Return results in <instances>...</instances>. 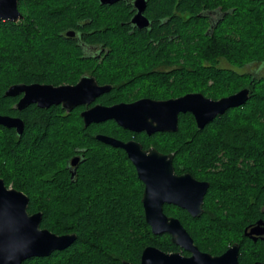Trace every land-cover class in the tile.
Here are the masks:
<instances>
[{
  "label": "trees",
  "instance_id": "16d2710c",
  "mask_svg": "<svg viewBox=\"0 0 264 264\" xmlns=\"http://www.w3.org/2000/svg\"><path fill=\"white\" fill-rule=\"evenodd\" d=\"M82 1L90 0H20L18 9L24 20L0 21V115L17 116L24 123L20 136L14 129L0 126V178L7 188L28 196L29 214L42 213L40 228L76 236L68 249L22 264H139L148 246L165 253L180 252L168 235L151 233L141 204L144 186L135 168L121 149L97 141V134L135 139L143 149L173 153L175 173L189 172L208 181L210 189L200 218H192L175 206H164V213L181 222L203 253L219 256L239 243V264L262 260L263 247L243 238L242 230L247 223L264 217L260 212L264 207V78L251 82L242 68L264 63V0L262 6L247 10L241 0H231L233 10L212 36L203 31L198 35L190 20L181 24L175 18L165 25H154L150 43L131 38L119 26H90L108 52L104 63L96 65L101 83L119 82L128 76V68L147 70L163 61L167 72H152L138 81L153 93L164 94V99L201 93L217 100L244 88L250 91L243 106L216 117L202 130L187 113L179 115L176 133L152 137L123 130L112 121L84 128L79 116L82 107L66 115L57 106L42 110L33 105L18 112L14 108L17 98L4 96L15 84H73L90 65L79 57L81 48L75 40L63 36L64 31L74 29L67 24L72 12L69 6ZM149 5L151 17L156 19L170 16L174 9L194 12L195 2L149 0ZM161 34L166 36L164 41L158 38ZM130 58L140 61L130 64ZM219 60L231 68L220 67ZM103 100L104 104L111 102ZM75 150L84 151V161L72 181L66 164ZM212 150L252 160L242 161L246 176H259L252 203L248 198L243 201L247 187L238 160L232 161L229 171L236 183L216 179L207 171ZM182 156L186 162L180 161ZM215 197L218 202L214 204ZM244 208L247 214L242 213ZM233 217L236 224L230 226L226 221Z\"/></svg>",
  "mask_w": 264,
  "mask_h": 264
},
{
  "label": "water",
  "instance_id": "95a60500",
  "mask_svg": "<svg viewBox=\"0 0 264 264\" xmlns=\"http://www.w3.org/2000/svg\"><path fill=\"white\" fill-rule=\"evenodd\" d=\"M101 4H112L117 0H99ZM18 0H0V21L16 23L22 18L17 9ZM140 3L143 4L141 0ZM142 9V8H140ZM145 20H143L144 22ZM146 21L138 27H146ZM67 37L73 36L66 33ZM109 86L98 87L94 79L83 77L74 86L47 84H15L4 93L7 98L21 96L15 105L20 112L31 105L39 109L61 106L67 112L89 104L98 96L109 91ZM249 98V90L243 89L218 100L204 97L201 93L186 94L176 99L155 101L142 99L131 104L111 107L96 105L80 116L84 128L92 124L113 121L123 130L134 134L176 133L179 115L191 114L198 130H202L216 117L228 110L243 106ZM0 126L14 129L20 136L24 123L19 117L0 115ZM95 139L112 148L123 150L143 184L141 204L146 224L154 236L168 235L171 242L188 253H165L156 247H146L139 264H239V246L233 244L223 254L212 256L201 252L193 243L181 222L167 216L163 207L171 205L185 210L192 218L202 215L203 199L209 189L206 182H198L191 175L177 176L173 168V154L163 155L155 148L145 151L141 144L130 140L120 141L98 134ZM77 159L73 160L75 165ZM29 198L23 192L7 188L0 178V264H22L32 258L49 257L55 251H63L74 244V234L55 235L40 228L42 213H28ZM258 224L250 234L261 235L263 228ZM123 264H131L123 262Z\"/></svg>",
  "mask_w": 264,
  "mask_h": 264
},
{
  "label": "flooded vegetation",
  "instance_id": "af4514ba",
  "mask_svg": "<svg viewBox=\"0 0 264 264\" xmlns=\"http://www.w3.org/2000/svg\"><path fill=\"white\" fill-rule=\"evenodd\" d=\"M19 1L20 0H18V2ZM140 1L141 0H117L116 2L108 5V4H101L99 0H90V1H86V2L82 1L79 4L75 3L74 6H72V5L69 6V11L71 10L72 12L69 13L70 17L68 18L67 24L74 27V29H68V30L64 31L63 36L66 39L75 40L76 44L78 46H80V48H81V50L79 52V57L85 59L90 65L88 67H86L85 71H83L81 73V75L77 78L75 83L64 84V85L74 86L80 81L81 78L88 77V78L94 79V81L98 87L109 86V88H110L108 92L103 93L100 96L96 97L94 99V101H92L91 103L84 104V105L80 106L83 109L79 112V116L83 111H85L91 107H94L96 105L111 107V106L118 105L121 103L122 104H131V103L140 101L142 99H151V100H155V101H166L169 99H176V98H179L181 96H184V95H181L178 97H169V98L164 99V97H165L164 94L161 95L162 93H156V92L153 93L152 88H150V87L144 88L141 85V83L138 81L139 79H141V77H143V76L145 77L152 72L153 73H165V72H167L168 68H167L165 62L163 63V61H161L160 63H154V65L152 67L151 66L146 67V69L148 71L145 70L144 68L142 69V67H141V70H136V71L134 69L132 70L131 68H128V71H129L128 76L120 79L119 82L101 83L100 82L101 78L98 76V74H99L98 72L100 71V69L98 67H96V65L98 66V65L104 63L105 57L108 55V52L103 49L101 44H99L98 37L93 35L96 30H93V29L89 30L90 26L100 25L102 23L111 24L112 26H119V27H122L123 31L127 35L132 36L131 38L137 39L139 41L144 40V41H147V43H150L153 40L151 38L152 27L154 25H158V26L165 25V24L169 23L170 21H172L174 18L179 20L181 24L184 21L190 20L192 23L195 24L194 26L197 28L198 35H200V33H202V31H203L204 35L212 36L214 34L215 30L217 31L218 28L220 27V25L223 24L224 22H226V20L229 17V13H231V11L233 10V8L231 7V0H194V2H195V5L193 7L194 12H192V11L191 12H189V11L184 12V11H179L177 9H174V10H172L170 16H166L165 18L158 17L155 19V18L151 17L149 0H142L143 4L140 3ZM18 2H17V9H18ZM262 4H263L262 0H241V6L243 7L244 10H247L248 7L254 8V7H257L259 5L262 6ZM140 8H142V9H140ZM18 11L21 14L22 18L19 19L16 23L24 20L23 14L20 12L19 9H18ZM263 16H264V13H263ZM143 20L146 21L147 26L143 27V28L138 27L139 24H142L145 22V21L143 22ZM68 32L72 33L73 36L67 37L66 33H68ZM164 37H166V36L164 34H161V36L158 38H160L161 40L164 41ZM139 61L140 60L138 58H135L134 60L132 58H130L128 60V62L130 64H136ZM145 62H146V60L144 61V63ZM223 64H225V62L222 60H219L218 65L221 67V65H223ZM134 71H135V73L133 74ZM242 73L249 75L251 82L253 80H256V79L258 80L260 78H264V63L261 62V63H252L249 65H246L242 68ZM244 89H247V88H244ZM155 90L158 91L157 88H155ZM249 93H250V91H249ZM190 94H194V93H190ZM204 97H206V96H204ZM16 98H17V101H16V103H17L18 100L21 98V96L16 97ZM103 98H109L111 100V102L109 104H104ZM206 98H209V97H206ZM16 103L14 104V107H15ZM31 106H33V105H31ZM57 107H59L61 110H63L61 108V106H57ZM77 108H79V107H77ZM42 110H47V109H42ZM63 111L66 115V114H70L73 110L71 112H67L65 110H63ZM20 112H22V111H20ZM12 117H17V116H12ZM107 122H109V121H107ZM139 134H145V133H139ZM156 134H158V133H156ZM152 136H147V137H152ZM115 139H117V138H115ZM130 140L136 141L135 139H125V140H120V141L127 142ZM136 142H138V141H136ZM138 143L141 144L140 142H138ZM149 148H153V147H149ZM149 148L144 149V150L147 151ZM157 151L163 155H167V153H162L159 150H157ZM218 151H219L217 153L218 157L215 158V162L213 163V165L211 167V170L215 174L220 171V169L218 168L220 166L219 160L222 159V157H223V159H225V161L227 162V158H228V156L220 155L221 151L220 150H218ZM170 154H173V153H170ZM125 155H126V153H125ZM219 156H221V158ZM126 157H127V155H126ZM233 158H234L233 161L239 159V161H237V163H238L237 165L241 167L242 173L246 172V168H242L243 159L245 161H252L251 159L247 158V156L245 157V155L240 156L238 158L237 157H233ZM75 159H77V162L75 165H73L72 162ZM229 159L231 160L230 157H229ZM83 161H84V151H82V150H75V153L72 155L70 160L67 161L66 169H67V172L69 173L70 179L72 181L77 175L78 166ZM182 169H183V166L181 165L179 170H182ZM174 173H175V171H174ZM185 174L191 175L189 172H186L183 170H182V172L175 173V175H177V176H181V175H185ZM192 177L198 182H206L209 184V182L206 180L197 179L194 176H192ZM209 189H210V184H209ZM209 189H208V191H209ZM208 191H207V193H208ZM207 193H206V195H207ZM206 195H205V197H206ZM205 197L203 199V204H202V215L204 213ZM252 199H253V197L251 195V197H250L251 203L253 202ZM165 206H171V205H165ZM176 208H178V207H176ZM181 210H183V209H181ZM245 210H246V208H244V211ZM183 211H185V210H183ZM246 211L248 212V210H246ZM260 212L262 214L264 213V207H260ZM245 214H247V213H245ZM169 217H171V216H169ZM260 223H261L260 228H263V233L261 235L260 234L259 235L250 234L251 231ZM64 235H67V234H64ZM58 236H61V235H58ZM242 236L246 240L251 241L255 247L259 248L260 244H261V246L264 249V217L263 218L262 217L257 218L254 222L247 223L242 230ZM233 244H237L239 246V254H241V245L239 243H233ZM232 245H230L228 248H230ZM258 245H259V247H258ZM56 252H62V251H55L50 256H52ZM179 253H181V255H183L185 257L190 256V253H188L184 250H181V249H180ZM238 261H239V255H238ZM254 264H264V254H263V259L261 260L259 258V260H256L254 262Z\"/></svg>",
  "mask_w": 264,
  "mask_h": 264
},
{
  "label": "rangeland",
  "instance_id": "374dc122",
  "mask_svg": "<svg viewBox=\"0 0 264 264\" xmlns=\"http://www.w3.org/2000/svg\"><path fill=\"white\" fill-rule=\"evenodd\" d=\"M221 67H230V66L227 63H225V64L221 65ZM212 151H213V154L209 158V163L207 164L208 165L207 171L211 172L212 177H214V178L217 177V178H220L222 180L226 179L228 182H231L232 184L236 183L235 182L236 181L235 177L231 176L232 174H231V172H229L231 167H232V164H233V162H232L233 159H234L233 156H229L231 158V160L228 157L227 158V162L225 161V159H223V157H222V159L219 160L220 166L218 168L220 169V171L218 173H216L217 174L216 175L211 170V167H212L213 163L215 162V158L218 157L217 153L219 151L218 150H212ZM220 155H225V154L221 151ZM219 157L221 158V156H219ZM185 160H186V157L182 156L180 161L181 162H186ZM238 161H239V159H238ZM213 174H215V175H213ZM243 179H244V183L243 184H245L246 187H247V191L245 192L244 197H243L244 198L243 201L246 202L247 201L246 198H248V200H249L251 195L253 194L254 189H256L257 183H258V180H259V176L256 175V178H254V174H250V175H247V176L245 174V175H243ZM240 199H242V198L240 197ZM213 202L215 204L216 202H218V199L215 197ZM242 213L245 214V213H247V211L246 210L244 211V209H243ZM236 220H237L236 217H233V218L228 219L226 222L230 226H235Z\"/></svg>",
  "mask_w": 264,
  "mask_h": 264
}]
</instances>
